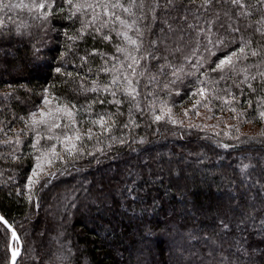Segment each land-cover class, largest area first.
<instances>
[{"label":"snow or ice","instance_id":"snow-or-ice-1","mask_svg":"<svg viewBox=\"0 0 264 264\" xmlns=\"http://www.w3.org/2000/svg\"><path fill=\"white\" fill-rule=\"evenodd\" d=\"M18 10H26L32 21L39 22L36 27L42 35L38 42L30 25L5 26L12 13L19 15ZM0 13V58L15 56L5 46L26 36L24 61L33 70L51 69L78 78V92L95 94L77 111L86 113L85 122L98 125L99 131L88 127L81 132L74 119L75 104L53 107L49 90L44 89L47 109L37 108L27 117H19L24 127L3 141L12 148L11 158L19 162L16 153L24 143L21 135L32 136L31 147L38 154L33 156L31 174L26 178L30 202L37 186H47L49 178L57 174L50 170L57 161L63 167L89 155L97 164L111 161L113 175L107 177V185L105 176L95 181V195L84 189L86 199L90 197L101 221L105 216L117 217L120 224L127 221L138 252L150 249L159 232L173 237V264H264V127L248 137L249 141L259 140L255 154L249 155L243 148L252 145L241 142L245 134L236 125H226L229 130L235 128L238 135L232 138L242 143L231 174L206 169L200 165L199 154L189 162L192 154L186 155L185 150L164 152L147 136L132 135L133 129L140 127L136 115L151 123L183 124L173 113L172 101L182 89L195 98L193 109L198 105L209 108L214 101L237 104L238 97H247V107H231L230 111L237 119L251 113L247 122L264 123V0H0ZM242 21L246 23L241 26ZM56 23L62 27L57 28ZM50 33L65 37L64 44L58 45L63 50L51 57L44 55L49 51L46 40L50 41ZM87 37L107 42L113 50L94 46L81 55L79 42ZM97 57L99 64L95 63ZM53 61L60 66H54ZM66 64L76 65L77 71H64ZM90 76L94 78L89 85ZM105 104L115 111L104 108ZM125 105L126 114L122 110ZM95 106L101 111L94 112ZM182 111L186 116L188 109ZM125 115L120 122L118 118ZM62 116L68 123L63 125L65 131L57 134L54 130L61 127L57 121ZM151 123L145 126L151 127ZM187 127L201 125L190 122ZM117 129L119 136L113 135ZM223 134L229 136L231 131ZM41 139L48 143L37 147ZM105 139L106 149L92 145L89 150L85 142L100 144ZM57 144L62 145L60 151ZM117 145L119 150L114 151ZM213 186L215 193L211 192ZM206 193L213 198L204 206L198 196ZM70 206L78 208L80 204L74 200ZM161 213L164 220L154 219ZM0 222L6 226L0 233L5 254L10 230L11 239L18 242L11 247L10 264H19L17 258L27 248L3 215ZM102 226L105 232L115 230L111 219ZM56 264H71L70 249Z\"/></svg>","mask_w":264,"mask_h":264},{"label":"trees","instance_id":"trees-1","mask_svg":"<svg viewBox=\"0 0 264 264\" xmlns=\"http://www.w3.org/2000/svg\"><path fill=\"white\" fill-rule=\"evenodd\" d=\"M224 7H227L225 5ZM11 14V20H5L7 28H14L16 24H26L31 26V31L36 41L41 39L42 33L36 27L37 23L28 16L26 10H18ZM0 18L3 14L0 13ZM255 19V17H253ZM246 21H242L241 26ZM57 28H61L62 24L56 23ZM66 26V25H63ZM79 27V24L76 25ZM27 31V29H25ZM71 34V31H70ZM50 41L46 40L49 51L44 52L45 56L58 55L62 51L65 37L60 35L57 38L50 33ZM118 38L113 33V42ZM28 44L27 37L14 39L10 44L6 45L15 56L0 58V214L5 217L16 228L20 237V241L24 243L27 251L22 250L18 258L19 264H56V261L64 257L69 249L71 251V264H173L174 257L170 253L173 237L168 233H157L153 238L150 249L138 252L139 245H133L132 228H126L127 221L123 224L118 223L115 216H105L103 221L98 218V214L94 207L91 206L90 197L86 199L84 189L95 195V181H100L101 176H105V184L107 185V177L112 176L109 170L111 161L101 160L100 164L92 159L89 155H84L81 159L75 160L72 164L62 167V162L57 161L55 166L50 170L56 172L55 176L49 178L47 186L34 190L32 193V201L27 197L29 191L26 187V178L30 173V168L34 164V153L31 147L32 136L21 135L24 143L19 145V151L16 153L20 156L19 162L13 160L9 153L12 151L11 146L3 143L9 137H13L14 133L24 127L19 117H27L29 112L36 111L41 106L44 89H48L47 95L53 96L60 103L75 104L73 111L75 117L83 121L87 127H93L94 132L99 131V126H93L85 122L86 113L77 111L81 106L94 98L95 94L78 92V78L70 79L62 74H57L51 69L44 71H36L32 69L30 64L24 61V51ZM100 48L104 51H112L107 42L99 39L93 40L87 37L85 41L79 42L80 54L83 55L84 49L89 52L92 47ZM71 59V57H70ZM96 64L100 63L96 58ZM54 66H60L58 62L53 61ZM79 64V60H77ZM64 71H77L76 65L66 64ZM89 77L88 84L91 79ZM103 79V76L101 77ZM231 83V81H229ZM220 87H224L223 84ZM259 93V85H256ZM7 94V95H6ZM163 95V94H162ZM111 99V97H108ZM167 99V97H165ZM247 97H238L237 104H224L214 101L209 108L198 105L193 109L191 105L195 103V98L188 94V90H181L179 96L173 95L172 101L175 104L173 111H178L177 119L184 116L182 109L187 108V124H171L165 122L151 123L147 119H141L136 115V120L140 123L139 128L132 131V135L147 136L149 140L154 141V146L158 150L167 152L169 149L176 151L185 150V154L191 153L189 162H194L196 154H199L200 165L211 169L216 173L231 174L232 169L237 167L238 157L240 156L243 144H251V148H243L249 154L254 155L258 149L259 140L249 141L256 132L241 130L247 124L262 125L260 121L252 123L247 122L251 119L250 115L245 118L243 116L238 119L235 114L230 111L231 107L241 108L247 107L244 100ZM254 99V98H253ZM109 111H115V108L105 104L103 106ZM127 111L125 105L122 109ZM94 112L101 111L99 106L93 108ZM201 112L199 116L196 112ZM148 114H146L147 116ZM206 118L218 117L217 124H202L201 127L188 128L191 122L199 123L200 116ZM120 122L126 119L125 116L118 118ZM151 123V127L145 125ZM227 124H233L240 128V132L245 134L241 136V142H237L232 137L238 135L235 128L227 129ZM200 125V124H199ZM127 131V130H125ZM225 131H231V135L225 136ZM57 134H62L63 127L54 130ZM220 135L217 136L216 133ZM113 135H120L117 129ZM89 150L92 145L96 148H107L108 141L102 140L100 144H96L95 140L85 141ZM46 139H41L40 147L47 144ZM55 143V142H51ZM227 144L228 147L223 145ZM160 146H163L162 148ZM60 147V144H57ZM62 148V146L60 147ZM60 148L58 151H60ZM119 150V146H114V151ZM33 154L29 156L28 154ZM205 154L207 159H205ZM22 165V167L20 166ZM194 166H197L194 164ZM59 169V171H57ZM11 178V179H9ZM115 181H113L114 183ZM18 189H22L18 192ZM212 193L216 192L213 186ZM211 193L201 194L198 196V202L207 206L212 200ZM39 207H36V202ZM77 201L80 206L72 208L70 205L73 201ZM109 219L112 220L115 230L105 232L102 224H107ZM154 219L162 221L165 215L161 213ZM163 227V225H161ZM4 226L0 223V233L4 231ZM59 234V235H58ZM10 240V232L8 234V245ZM59 241V242H58ZM67 241V243H65ZM10 252L7 249L5 254V242L0 238V264L7 261L9 263Z\"/></svg>","mask_w":264,"mask_h":264},{"label":"rangeland","instance_id":"rangeland-1","mask_svg":"<svg viewBox=\"0 0 264 264\" xmlns=\"http://www.w3.org/2000/svg\"><path fill=\"white\" fill-rule=\"evenodd\" d=\"M49 97V100L51 101V105L53 106V107H55L57 104H59V105H64V103H60L59 101H57L53 96H48ZM41 107H44L45 109H47V107H48V105H45L44 103H43V101H42V103H41V106L39 107V108H41ZM173 113H174V115H177V113H178V111H173ZM200 114H203V113H201V112H199ZM37 115H38V113H37ZM185 116V115H184ZM188 116V115H187ZM187 116H185V117H183V118H181L182 120H183V123L184 124H187V121L185 120V118H187ZM217 118L218 117H215V118H206L205 116H200L199 117V120H197L199 123H197V124H200L201 126H202V124H206V125H214V124H217V122H218V120H217ZM74 119L76 120V127H78L79 129H80V131L81 132H85L86 130H87V125L83 122V121H81V120H79L77 117H75L74 116ZM68 123V120H67V117H64V116H62V118L60 119V120H58L57 121V124H59V125H61V127L60 128H62L63 127V125H65V124H67ZM194 124V123H193ZM262 127H264V123H262V125H254V124H247L246 125V127H244V128H242L241 130H243V131H245V130H248V131H251V132H260V130H261V128ZM95 128H93V130H94ZM63 131H65V129L63 128ZM69 131H71V129H69ZM53 142H55V141H53ZM62 145H60V147H61ZM60 147H57V151H58V149L60 148ZM60 150H61V148H60ZM45 167H48L47 165H45ZM9 248H10V245H9Z\"/></svg>","mask_w":264,"mask_h":264},{"label":"water","instance_id":"water-1","mask_svg":"<svg viewBox=\"0 0 264 264\" xmlns=\"http://www.w3.org/2000/svg\"><path fill=\"white\" fill-rule=\"evenodd\" d=\"M1 215V214H0ZM4 227H6L2 222H0ZM9 232H10V230H9ZM9 244H10V248H9V252H10V256H11V247H13V246H16L17 244H18V242L17 241H13L12 239H11V234H10V240H9ZM18 258H19V256H18ZM17 258V259H18ZM8 264H10V258H9V263Z\"/></svg>","mask_w":264,"mask_h":264}]
</instances>
